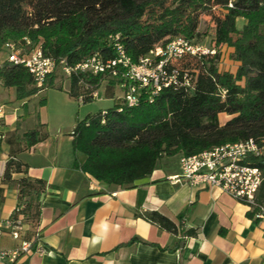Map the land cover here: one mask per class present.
Here are the masks:
<instances>
[{
	"label": "trees",
	"instance_id": "obj_1",
	"mask_svg": "<svg viewBox=\"0 0 264 264\" xmlns=\"http://www.w3.org/2000/svg\"><path fill=\"white\" fill-rule=\"evenodd\" d=\"M214 7L220 11L211 47L215 53H186L170 63L188 72L192 87L162 88L152 102L141 98L133 107L118 98L105 113L86 114L73 129V148L85 155L78 167L98 181L131 188L163 156H189L248 138L259 144L264 141V0H0V50L8 41L24 44L28 39L26 48L40 44L45 56L73 67L94 54L103 61L116 59L120 46L136 63L177 37L197 43L198 14ZM238 19L244 21L241 28ZM222 46L231 49L230 57L237 63L234 71L218 66ZM55 77L52 72L37 86L24 66L7 61L0 65V82L14 88L16 99L43 89H62ZM107 77L71 72L67 93L77 100L85 94L81 102L90 101L86 86L96 88L104 79L103 94L113 98L117 79ZM220 114L228 116L223 123ZM41 126L37 122L20 137L9 138L14 144L11 152L43 140L46 133ZM247 162L262 173L255 203L264 206V155H249ZM21 166L18 160H8L4 180H10L11 172H24ZM15 183L16 207L22 208H15L11 218L22 215L31 230L39 216L45 183L27 176ZM256 210L253 207L248 215L253 217ZM144 216L175 231L174 222L157 211Z\"/></svg>",
	"mask_w": 264,
	"mask_h": 264
},
{
	"label": "crops",
	"instance_id": "obj_2",
	"mask_svg": "<svg viewBox=\"0 0 264 264\" xmlns=\"http://www.w3.org/2000/svg\"><path fill=\"white\" fill-rule=\"evenodd\" d=\"M4 59L2 51L0 65ZM68 86L69 81L56 89L64 106L77 100L68 95ZM41 91L16 99L14 88L0 82V264H9L33 231H38L41 252L33 247L19 254L16 264H264V220L249 216L252 208L217 188L172 181L180 173L179 156L166 167L160 158L131 188L106 184L82 171L78 165L85 155L73 148L71 132L83 117L71 127V116L59 112L51 125L44 112L46 98L43 105L28 106ZM37 122L46 137L12 153L9 138L20 137ZM11 158L24 172H11L10 180H4ZM21 176L42 180L45 189L36 226L29 230L25 223L20 237L13 238L8 224L18 204L15 181ZM150 211L173 221L175 231L146 219Z\"/></svg>",
	"mask_w": 264,
	"mask_h": 264
},
{
	"label": "built area",
	"instance_id": "obj_3",
	"mask_svg": "<svg viewBox=\"0 0 264 264\" xmlns=\"http://www.w3.org/2000/svg\"><path fill=\"white\" fill-rule=\"evenodd\" d=\"M29 44L25 39L24 44L13 41L6 42L0 53H5L4 61L24 66L32 75L37 86H41L47 76L54 72L58 65H63V60L57 64L56 60L45 56L40 44L26 48ZM118 57L103 61L98 54H94L83 62L73 67L61 66V69L70 76L71 72L81 71L91 75L105 74L107 78H116L115 87L120 89V98L127 107L136 106L141 98L152 102L154 97L165 87H192L193 81L187 71L181 72L176 67H170L172 60L183 54L201 55L213 54V48H206L184 38L177 37L163 46H157L138 62L132 63L125 56L120 46H117ZM181 75V79H179ZM106 80H101L94 88L86 86L87 95L93 100L100 98V87ZM224 93V92H223ZM85 94L78 96L81 102ZM118 111L121 108L117 109ZM102 110V113H105ZM73 134V131L71 132ZM249 155H264V141L259 144L252 138L233 143L217 145L199 153L185 156L180 155L178 162L180 173L171 177L174 182H187L192 186L201 188H217L232 196L239 202L256 208L254 217L264 220V206L255 203V195L262 180V173L258 167L247 162ZM22 207H16L20 210ZM26 222L22 215L9 220L10 234L19 238ZM38 231L33 237L20 242L19 248L14 251L9 264H16L15 259L21 253L32 251L41 252L40 245L36 242Z\"/></svg>",
	"mask_w": 264,
	"mask_h": 264
},
{
	"label": "rangeland",
	"instance_id": "obj_4",
	"mask_svg": "<svg viewBox=\"0 0 264 264\" xmlns=\"http://www.w3.org/2000/svg\"><path fill=\"white\" fill-rule=\"evenodd\" d=\"M220 11L217 8H212L209 11H201L198 14V25L197 29L199 32V40L197 44L211 48L213 44V36L215 30V20L216 17L219 15ZM244 21L242 19L237 20V27L241 28ZM230 48L226 46H222L220 49V57L218 66L221 70H230L234 71L236 68L237 63L234 62L230 57ZM55 74V83L59 86L67 87L69 77L68 75L58 66L53 72ZM105 84V83H104ZM103 91V90H102ZM60 93L55 89H46L42 90L39 94H37L29 103V107L33 104L38 105L41 99L46 98V110L44 111L47 117L50 120L51 125L54 124L59 119V112L66 111L67 115L71 116V121H73V127L76 123L77 118L84 117L88 113H96L98 111H102L114 105V102L117 101L118 97L121 96L120 89H114V96L113 98L100 96V98H96L87 102H80L75 100L71 106H64L59 101ZM228 116L226 114L219 115L220 123H223ZM64 124V122H62ZM70 127V128H71ZM70 128H66L65 131H69ZM164 159L162 160V166L166 167L175 161L178 158V155L175 156H163Z\"/></svg>",
	"mask_w": 264,
	"mask_h": 264
}]
</instances>
